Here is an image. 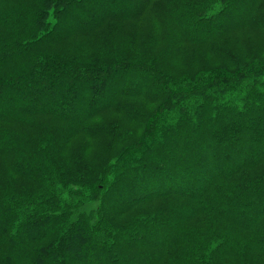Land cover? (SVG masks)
Masks as SVG:
<instances>
[{
	"label": "trees",
	"instance_id": "trees-1",
	"mask_svg": "<svg viewBox=\"0 0 264 264\" xmlns=\"http://www.w3.org/2000/svg\"><path fill=\"white\" fill-rule=\"evenodd\" d=\"M0 264H264V0H0Z\"/></svg>",
	"mask_w": 264,
	"mask_h": 264
}]
</instances>
